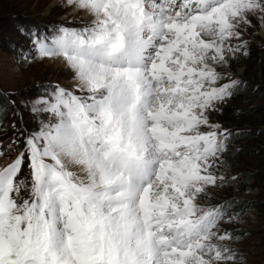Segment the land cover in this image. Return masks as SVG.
I'll list each match as a JSON object with an SVG mask.
<instances>
[{"label":"snow or ice","instance_id":"snow-or-ice-1","mask_svg":"<svg viewBox=\"0 0 264 264\" xmlns=\"http://www.w3.org/2000/svg\"><path fill=\"white\" fill-rule=\"evenodd\" d=\"M65 2L88 22L30 36L76 83L45 87L0 166V264H242L235 201L211 195L233 132L211 117L264 0Z\"/></svg>","mask_w":264,"mask_h":264},{"label":"rangeland","instance_id":"rangeland-1","mask_svg":"<svg viewBox=\"0 0 264 264\" xmlns=\"http://www.w3.org/2000/svg\"><path fill=\"white\" fill-rule=\"evenodd\" d=\"M87 22L84 13L65 0H0V92L9 104L0 120V151L5 153L0 166L24 151L26 136L45 118L31 111L45 87L59 84L71 89L76 83L73 70L61 59H41L35 53L30 33L50 35L56 25L80 27ZM243 39L248 42L246 54L228 65V73L240 81L239 91L211 117L233 132L218 174L234 179L211 189V195L213 203L235 201L232 211L238 217L228 228L236 237L233 247L242 264H264V23L253 19ZM10 144L11 152L6 147ZM23 172L28 173L27 166Z\"/></svg>","mask_w":264,"mask_h":264},{"label":"trees","instance_id":"trees-1","mask_svg":"<svg viewBox=\"0 0 264 264\" xmlns=\"http://www.w3.org/2000/svg\"><path fill=\"white\" fill-rule=\"evenodd\" d=\"M7 95L0 92V105L4 106V111L9 107V104L7 103ZM4 111L0 112V120H1V114L4 113Z\"/></svg>","mask_w":264,"mask_h":264},{"label":"bare ground","instance_id":"bare-ground-1","mask_svg":"<svg viewBox=\"0 0 264 264\" xmlns=\"http://www.w3.org/2000/svg\"><path fill=\"white\" fill-rule=\"evenodd\" d=\"M60 2H64V0H60ZM86 19L88 20L89 18L86 16Z\"/></svg>","mask_w":264,"mask_h":264}]
</instances>
